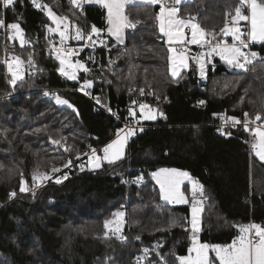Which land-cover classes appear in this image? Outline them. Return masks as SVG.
Masks as SVG:
<instances>
[{"label": "trees", "instance_id": "16d2710c", "mask_svg": "<svg viewBox=\"0 0 264 264\" xmlns=\"http://www.w3.org/2000/svg\"><path fill=\"white\" fill-rule=\"evenodd\" d=\"M42 2L85 32L92 25L106 27L105 10L99 5H85L86 14H81L68 0ZM234 3L191 0L181 4L180 13L196 16L206 30L220 29L225 12ZM158 11V5L146 3L126 6L129 18L140 23L125 30L122 45L100 50V67L88 60L92 71L82 72L79 78L92 80L105 106L116 108L126 122L133 100L156 107L164 115L144 122L146 127L137 129L125 156L116 163H104L96 170L84 166L83 171L74 163L66 169L68 179L62 183L51 179L23 194L20 173L32 185L33 171L61 168L89 145L101 148L115 138L120 124L96 110L84 95L67 89L77 87L78 81L60 76L59 61L46 54L50 44L47 28L53 26L46 12L35 8L31 0H18L14 10H7L8 21L21 24L34 46L37 67L43 69H33L32 77L12 88H62L59 95L73 108L43 99L39 90L6 96L11 91L9 75L0 63V129H10L7 140L0 136V149L5 150L0 151V264H105L108 257L113 258L111 264H134L143 248L151 249L157 243L163 245L159 251L168 264H179L176 257L187 254L191 231L172 226V221L186 224L189 206L162 203L149 172L163 166L187 170L204 186L208 199L201 215L200 242L228 244L236 235V225H264V162L250 150V136L242 126L219 125V116L224 114H263L264 62L243 72L228 69L214 58L207 65L204 82L192 70L173 78L155 20ZM10 45L13 53L28 59L26 46L20 47L16 40ZM86 54L84 50L80 56ZM139 89H144L143 95ZM50 136L67 137L62 144L71 146V151L53 145ZM140 174L143 181L134 182ZM12 191L14 198L9 197ZM119 209L125 213L127 243L103 237V222ZM153 259L158 258L150 252L149 260Z\"/></svg>", "mask_w": 264, "mask_h": 264}, {"label": "snow or ice", "instance_id": "6c2138e0", "mask_svg": "<svg viewBox=\"0 0 264 264\" xmlns=\"http://www.w3.org/2000/svg\"><path fill=\"white\" fill-rule=\"evenodd\" d=\"M18 0H0V10H14L15 4ZM72 8L79 10L81 14L84 13L85 5L98 4L106 10L107 33L110 37H114L118 43H123L124 32L126 29H135L140 21H133L125 12L126 5L133 3L134 0H68ZM148 5H158L159 11L155 16L158 22L159 32L162 37H166L169 45H177L178 47H171L170 51L175 53V56H169L171 62V75L179 77L181 69L189 68V60H194L199 65L200 74L203 77L204 67L206 63L205 58H210L213 55H218L221 60L225 61L229 66L235 69H240L243 72L249 70V65H252L259 57V54L250 50V44L257 42H264V0H235L234 5L230 6L224 14L223 26L219 32L215 29L206 30L201 26L198 18L193 15L183 17L179 15L180 5L188 3L190 0H143ZM35 8L45 11L48 18L55 27H48L50 33H58L60 37V47H56L50 41V46L55 52L56 59L59 61L58 73L60 76L69 81H78V73H90L92 70L79 59L73 60L78 56L79 51H83V47L79 50L71 49L65 46V41L76 39L86 41V47H93L97 40L93 37H99L101 29L95 25L90 27V31L85 32L83 27L78 23L70 20L68 16L58 15L49 5L42 2V0H31ZM75 15V13H73ZM241 22H245L242 24ZM0 29L7 30L10 34L8 36L11 40H18L21 47L31 43L26 38L24 30L21 28L19 22L6 23L5 17H0ZM190 32V36L188 32ZM218 36L220 38H218ZM226 37H231L232 42L229 43ZM104 45V41H99ZM187 45H198L202 51L195 56H190L189 53L183 49ZM264 59V58H260ZM89 60L94 62L93 57ZM6 66L9 75V84L15 88L18 83H23L25 72L28 69L24 68L25 61L19 56L10 55L3 60H0ZM111 63H114L111 62ZM29 68L36 69L42 72L43 69H38L36 61L32 55L27 59ZM111 83V81H108ZM93 86V81L84 80L80 85L79 90L85 95H90L87 89ZM131 90V89H130ZM141 95L144 94V89H139ZM45 96L49 93L45 92ZM57 105L67 106L73 108V105L68 99L61 98L58 94H52ZM96 102L100 103L99 98ZM204 101H199L203 105ZM138 105V109L137 106ZM108 111L120 119L116 112H112L109 107ZM129 122L124 128L117 129L115 138L111 142L105 144L102 148H96L89 145V152L77 153L76 159H80L81 155L88 157L90 165L89 170L100 169L104 163L112 165L117 161L123 159L125 148L130 140L137 132L141 120L154 121L157 119L158 110L153 109L151 105L133 100L132 107L128 108ZM139 113V115H138ZM78 114V112H77ZM160 116L164 114L159 112ZM214 116L218 114H213ZM225 123H230L233 127L241 125L245 132H248L252 137L251 150L260 161H264V114L257 112L255 116H250L248 112L243 114V119L236 116L222 117ZM139 131H143L139 128ZM220 131H223L222 129ZM10 129H0V136L5 140L8 139ZM231 133H228L230 135ZM14 139V137H13ZM61 139H54L49 137L53 145L64 147L65 151H71V146L62 144ZM10 143V141H9ZM0 151H5L0 149ZM72 160L69 159L63 165L64 168L72 166ZM3 165H0L2 167ZM60 168L53 167L51 172H40L35 170L31 173L32 185L39 186L46 180L53 179V173L59 172ZM80 170H84V165H80ZM20 192H26L30 189L27 187L28 180L24 178L23 173H20ZM152 179L160 187V193L163 200L173 204H191L190 220L185 223H178L172 221V226H179L186 231H191V245L188 248V255L178 256L176 259L179 264H264V226L260 224L250 223L247 225H240V235L227 246L209 245L201 243L198 238V233L201 231V214L204 209V201L208 199L204 186L195 180L187 171H180L175 168H162L157 172L151 173ZM68 179V174L65 173L63 177L55 178V183L60 184L63 180ZM143 177H138L136 182H142ZM185 181L191 184V198L186 196L185 192L181 190V186ZM34 194V193H33ZM16 192L12 191L9 194L10 198H14ZM115 219H107L103 222L104 233L103 237L109 239L110 235L115 236L122 243H127V237L123 235L122 227L124 224L125 213L123 211H115L113 214ZM140 240V236L135 237ZM163 247L162 244L157 243L153 248H143L141 255L136 257V264H168L165 256L159 251ZM214 252L215 256L210 257L209 252ZM155 253L156 258L149 260V253ZM111 257L106 258L105 264H111Z\"/></svg>", "mask_w": 264, "mask_h": 264}, {"label": "built area", "instance_id": "2783aa9c", "mask_svg": "<svg viewBox=\"0 0 264 264\" xmlns=\"http://www.w3.org/2000/svg\"><path fill=\"white\" fill-rule=\"evenodd\" d=\"M0 17H5L6 18V23H10L8 21V19H7V10H0ZM241 23L244 24L245 22H241ZM215 30L217 31V33L219 32V29H215ZM9 34L10 33L7 30L0 29V46L3 48V59L8 57V56H10L11 52L14 51V48H12L11 45H10V42L12 40L8 38ZM218 38H220V37L218 36ZM225 39H227V41L229 43L232 42L231 37H226ZM101 40L105 42L104 45L99 43V41H101ZM86 43H87L86 41H80V40L72 39L71 43L68 44V45H65V46L68 47V48L77 49V50H79L80 48L83 47V51L84 50L87 51L88 60H89L90 56L94 58V62L92 60H89V63L91 65H93V66H96V67H100L101 66V58H100V54H99L100 50H103V49L108 50V49L115 48V46L112 45L111 42L104 36L98 38L96 45L93 46V47H86L85 46ZM55 46L56 47H60L61 45L60 44H56ZM165 46L166 47H170V46L171 47H178L177 45H169L168 43H165ZM26 47L29 49L30 55L33 56V50H34L33 44L30 43V44L26 45ZM249 47H250L251 51H255V52H257L259 54L258 59L256 61H254V63L252 65H249V69H250L254 64H256L258 62H264V59H260V58H264V42H257L255 44H250ZM196 49H202V48L200 46H198V45H187L186 48L183 49V50H185L187 52H191V51H194ZM202 50L203 51H207L206 48H204ZM79 53H82V51H79ZM46 54L48 55V57L56 59L55 52L52 49V47L50 46V44L46 48ZM5 68H6V66H5ZM24 68L28 69V71L25 72V78L32 77L33 76V69L28 67L27 60L25 61ZM6 74L8 75L7 70H6ZM8 82H9V78H8ZM10 87H11V91L6 96L16 97L18 95V93H23V92L27 93V92H29L31 90H39L41 92V95H42L43 99L48 100V101H53V102H55V99H54V96L52 94H58L59 95V92L62 90V88H54V87L43 86V87H38V88H29V89H25V90L15 91L12 88L11 85H10ZM79 88H80V84H78L77 87H75V88H67V89L74 90V91L84 95L86 98H88L93 103V105H94L96 110H100V111H103L106 114H108L114 120L115 123L120 124V128H124L126 126V124L128 122L122 120L121 118L117 119L116 116H113L108 111L109 107L105 106V104L103 103V101L101 99L100 94L95 91L94 86H92L90 89L86 90L87 92L90 93V95H85L84 92L79 90ZM45 92L49 93V95L45 96L44 95ZM96 98H99L100 103L96 102ZM128 107H132V104H128ZM111 109H112V112H116L118 114L116 108H111ZM224 115L219 116V119H220L219 125H221V126H232L230 123H225L224 122V120L222 119V117ZM237 117H240L241 119H243V116H237ZM236 126H241V125H236ZM145 127L146 126L141 124V125L137 126V129L138 130H139V128L144 129ZM249 148L251 149V144L249 145ZM83 153H81V154H83ZM86 157L87 156H85V155H81L80 159H76L75 161H73L72 164L76 163V164H78L80 166V164H81L80 161H82ZM66 169L67 168H63L61 170L62 175L65 174ZM37 170H39V169H37ZM247 201L250 202L249 199H247Z\"/></svg>", "mask_w": 264, "mask_h": 264}, {"label": "rangeland", "instance_id": "374dc122", "mask_svg": "<svg viewBox=\"0 0 264 264\" xmlns=\"http://www.w3.org/2000/svg\"><path fill=\"white\" fill-rule=\"evenodd\" d=\"M191 1V0H190ZM133 3H144L143 2V0H134V2ZM181 6V5H180ZM179 6V7H180ZM179 15H181V13H179ZM188 15H190V14H187L186 16H188ZM186 16H183V17H186ZM194 16V15H193ZM53 28L55 27L54 25L52 26ZM158 28H159V26H158ZM49 34H50V41L52 42V44H54V45H56V44H60V37H59V35H58V33H50L49 32ZM189 36H190V33L188 34ZM100 37H103V34H100L99 35V37H93V39L94 40H97L98 38H100ZM164 38V37H163ZM13 41V40H12ZM71 41H72V39H70V40H67V41H65V45H68V44H70L71 43ZM169 44V43H168ZM170 48H171V46L170 47H167V54H168V65H169V73H170V75H171V71H170V69H171V62L169 61V56H175L176 54L175 53H173V52H171L170 51ZM189 53V55L190 56H192L191 54H190V52H188ZM11 55H15V56H19L18 54H16V53H13V51L11 52ZM81 55V53H78V56H76V57H74L73 58V60H75V59H79V60H81L82 62H84L86 65H87V67H88V54H86V55H84V56H80ZM20 57V56H19ZM212 60V59H211ZM25 61V60H24ZM193 62H195L194 60H192ZM207 62L208 63H210V60H207ZM191 62H190V60H189V64H190ZM207 63V64H208ZM195 65V70L193 69H191L192 71H194L195 73L196 72H199V74H200V69H199V65H197L196 64V62L194 63ZM5 70H6V68H5ZM235 70H240V69H235ZM182 71V70H181ZM82 73V71L81 72H79L78 73V76L80 77V74ZM172 76V75H171ZM173 77V76H172ZM174 78H177V77H174ZM84 80H81L80 78L78 79V84H82V82H83ZM60 96V95H59ZM61 97V96H60ZM61 98H63V97H61ZM152 107V106H151ZM153 109H157L156 107H152ZM137 109H138V105H137ZM158 110V109H157ZM159 112V111H158ZM263 114H264V109H263ZM138 115H139V113H138ZM158 116V115H157ZM139 125H141V124H139ZM249 136H250V138H249V145L252 143V137H251V135L249 134ZM113 140V139H112ZM109 142H111V141H109ZM108 142V143H109ZM93 147V146H92ZM103 147V146H102ZM101 147V148H102ZM99 149V148H98ZM251 150V149H250ZM252 151V150H251ZM87 152H89V149L87 150V151H85L84 153H87ZM81 154V153H80ZM125 154H126V148H125ZM125 154H124V156H125ZM254 154V153H253ZM255 156V155H254ZM73 162V161H72ZM264 162V161H263ZM80 165H84V166H86V167H90V165H89V163H88V157H86L85 159H83L82 161H80ZM64 167H61L60 169L62 170ZM162 168H175V167H167V166H163V167H159V168H156V169H154V170H152V171H150L149 172V175H150V178L152 179V176H151V173H153V172H157V171H159L160 169H162ZM175 169H178V170H180V171H187V170H183V169H179V168H175ZM37 170V169H36ZM40 170V169H39ZM61 170L59 171V172H56V173H53L52 175H53V179H55V178H57V177H63V175H62V172H61ZM40 172H42L41 170H40ZM51 172V171H50ZM49 172V173H50ZM188 172V171H187ZM66 173V172H65ZM189 173V172H188ZM190 174V173H189ZM138 177H142L141 176V174L138 176ZM138 177H136L135 179H133V181L134 182H136L137 181V178ZM130 180V179H129ZM153 180V182L155 183V185L158 187V189H159V192H160V187H159V185L156 183V181L154 180V179H152ZM48 180H46V181H44L43 183H40L39 184V186L40 185H42V184H44L45 182H47ZM132 181V180H131ZM143 181V180H142ZM190 185V182L189 181H185L184 182V184L181 186V190L182 191H184L185 192V194H186V196L187 197H189V199L191 198V186H189ZM187 186H188V188H187ZM27 187L30 189L29 191H33L35 188H37L38 186H33V185H29V184H27ZM29 191H26V192H21V193H27V192H29ZM160 195H161V193H160ZM162 198V197H161ZM205 202H206V200L204 201V204H205ZM204 204H203V206H204ZM117 211H123L124 212V209H119V210H117ZM202 215V214H201ZM190 216H191V214H190ZM110 219H115L114 217H113V215L111 216V218ZM189 220H190V217H189ZM238 225H240V224H238ZM123 227H124V224H123ZM123 227H122V232H123ZM240 235V231L238 230V232H237V234L235 235V237H234V239L233 240H235L238 236ZM110 237H113V238H115V239H117L115 236H111L110 235ZM189 244H190V242H191V233H190V238H189ZM233 240L230 242V243H228V244H209L210 246L211 245H221V246H227V245H229V244H231L232 242H233ZM117 241L118 242H120V243H122L119 239H117ZM202 243V242H201ZM208 244V243H207ZM189 246V245H188ZM141 255V253H139L136 257H138V256H140ZM149 255H150V253H149ZM209 255H210V257H214L215 256V253L214 252H209ZM136 257L134 258V260H133V262H134V264H136ZM144 264H148V262L147 261H145L144 262ZM216 264H218V262H216Z\"/></svg>", "mask_w": 264, "mask_h": 264}, {"label": "crops", "instance_id": "0c3cea01", "mask_svg": "<svg viewBox=\"0 0 264 264\" xmlns=\"http://www.w3.org/2000/svg\"><path fill=\"white\" fill-rule=\"evenodd\" d=\"M131 4H141V3H130V4H128V5H131ZM93 5H98V4H93ZM128 5H126V6H128ZM105 10V9H104ZM105 22H106V10H105ZM54 25V24H53ZM55 26V25H54ZM107 27H108V25H107V23H106V27H105V29H101V33L100 34H103V36L104 37H106L110 42H111V44L112 45H114L115 47L116 46H118V45H122L123 43H124V41H125V32H124V40H123V43H118L117 41H116V39L114 38V37H110L109 35H108V33H107ZM99 29V28H98ZM186 32H188V30H186ZM190 32H188V34H189ZM164 39V42L165 43H168V41H167V38L166 37H164L163 38ZM13 41H15V40H13ZM16 42L18 43V45L20 46V44H19V41L18 40H16ZM26 46V45H25ZM21 47V46H20ZM203 50L202 49H196V50H194V51H191L190 52V54L192 55V56H195L196 54H198V53H200V52H202ZM214 58H217L221 63H223L228 69H235V68H232L231 66H229L225 61H223V60H221L220 59V57L218 56V55H214V56H212V57H210V58H205L206 59V63H205V67H204V75H203V77L201 76V74H199V72H196V74H197V76H198V78L200 79V81L201 82H204L205 81V79H206V74H207V60H210V62L212 61L211 59H214ZM190 64H189V68L188 69H181L182 71H181V74L183 73V72H185V71H187V70H195L196 68H195V62H193L191 59H190ZM169 66V65H168ZM83 72V71H82ZM174 78V77H173ZM137 107V106H136ZM158 116H157V118L159 117V112H158V114H157ZM144 122H146V121H143V120H141V122H140V124H143ZM258 158V157H257ZM258 160H259V158H258ZM261 162H263V161H261ZM189 186H191V184L189 185ZM187 188H188V186H187ZM162 203H168V204H171V205H178V204H173V203H170V202H168V201H165V200H163L162 199ZM186 205H188L189 206V217H190V214H191V204L189 203V204H186ZM250 223H255V222H249V223H246V224H240V225H247V224H250ZM255 224H259V223H255ZM240 225H236L235 226V228H236V234H237V232H238V230H239V226ZM261 225V224H260ZM261 226H264V225H261ZM198 238H199V233H198ZM234 239V238H233ZM190 245H191V242H190V244H189V246H188V248L190 247ZM186 255H188V252H187V254Z\"/></svg>", "mask_w": 264, "mask_h": 264}]
</instances>
